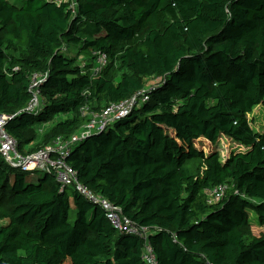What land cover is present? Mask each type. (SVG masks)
I'll list each match as a JSON object with an SVG mask.
<instances>
[{
  "label": "trees",
  "instance_id": "16d2710c",
  "mask_svg": "<svg viewBox=\"0 0 264 264\" xmlns=\"http://www.w3.org/2000/svg\"><path fill=\"white\" fill-rule=\"evenodd\" d=\"M142 90L147 102L71 148L80 183L149 229L159 264H264L249 216L264 227V134L249 121L264 105V0H0V115L23 156ZM223 136L245 150L224 160ZM29 172L0 153V264H145V242L101 206Z\"/></svg>",
  "mask_w": 264,
  "mask_h": 264
},
{
  "label": "built area",
  "instance_id": "2783aa9c",
  "mask_svg": "<svg viewBox=\"0 0 264 264\" xmlns=\"http://www.w3.org/2000/svg\"><path fill=\"white\" fill-rule=\"evenodd\" d=\"M76 1V0H75ZM98 66L94 69L98 74L107 64V56L100 54L97 59ZM45 80L43 75H34L30 92L32 100L26 111L36 114L41 109L39 101L40 87ZM149 100L146 90H142L130 99L120 103L111 104L99 113H90L83 110L84 116H89L90 121L69 140L59 138L54 145L45 148L30 156H23L18 151V144L6 131L9 116L0 115V153L5 161L14 168L23 171H54L56 180L63 190L72 188L85 196L91 203L99 205L106 213V218L111 225L120 233L136 236L145 242L143 260L145 264H159L154 247L150 244V231L148 228L139 227L130 220L122 218L121 210L115 207L107 198L94 194L78 180L77 172L68 164L67 158L71 148L95 134L109 130L116 122L126 118L134 108L139 107ZM226 186H219L206 191L210 204L222 200L226 193Z\"/></svg>",
  "mask_w": 264,
  "mask_h": 264
},
{
  "label": "rangeland",
  "instance_id": "374dc122",
  "mask_svg": "<svg viewBox=\"0 0 264 264\" xmlns=\"http://www.w3.org/2000/svg\"><path fill=\"white\" fill-rule=\"evenodd\" d=\"M23 1L24 0H11V3L17 6H21L23 5ZM69 51L70 53L74 54L73 48L70 47ZM156 83L157 82L154 80L150 81L149 87L154 86ZM249 121L251 123V127L255 132L264 134V105H260L254 109L253 113L249 116ZM45 128L46 126L41 127L39 129V132H43ZM198 146L202 147L206 151L209 150L208 146L205 145V143H200V145ZM216 148L220 151L221 156L224 160L229 158V156L234 152H242L245 150L244 147H241L240 145L233 142L231 139L224 136L219 140V143ZM44 175L45 173L41 170L29 172L27 174V183L37 184L39 179L42 178ZM71 190H69L70 194H72ZM249 216L250 222L253 226L254 234L256 236L264 234V227L259 225L257 215L254 212H249Z\"/></svg>",
  "mask_w": 264,
  "mask_h": 264
}]
</instances>
